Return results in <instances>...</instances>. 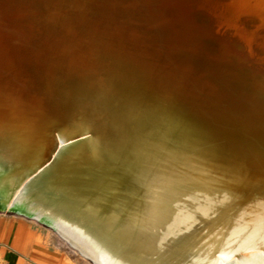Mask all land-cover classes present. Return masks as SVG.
Here are the masks:
<instances>
[{
	"label": "bare ground",
	"instance_id": "1",
	"mask_svg": "<svg viewBox=\"0 0 264 264\" xmlns=\"http://www.w3.org/2000/svg\"><path fill=\"white\" fill-rule=\"evenodd\" d=\"M0 212L92 264H264V0H0Z\"/></svg>",
	"mask_w": 264,
	"mask_h": 264
},
{
	"label": "rangeland",
	"instance_id": "2",
	"mask_svg": "<svg viewBox=\"0 0 264 264\" xmlns=\"http://www.w3.org/2000/svg\"><path fill=\"white\" fill-rule=\"evenodd\" d=\"M1 242L8 244L19 255H23L25 257L23 263L92 264L50 228L14 213L0 212Z\"/></svg>",
	"mask_w": 264,
	"mask_h": 264
},
{
	"label": "crops",
	"instance_id": "3",
	"mask_svg": "<svg viewBox=\"0 0 264 264\" xmlns=\"http://www.w3.org/2000/svg\"><path fill=\"white\" fill-rule=\"evenodd\" d=\"M22 256L16 253V251L5 242L0 243V264H37L28 261V263H23L22 260L25 259V257L23 256L22 258Z\"/></svg>",
	"mask_w": 264,
	"mask_h": 264
},
{
	"label": "water",
	"instance_id": "4",
	"mask_svg": "<svg viewBox=\"0 0 264 264\" xmlns=\"http://www.w3.org/2000/svg\"><path fill=\"white\" fill-rule=\"evenodd\" d=\"M189 56H190L191 58H195V57L198 56V55L194 54V53L191 51V53H189Z\"/></svg>",
	"mask_w": 264,
	"mask_h": 264
}]
</instances>
